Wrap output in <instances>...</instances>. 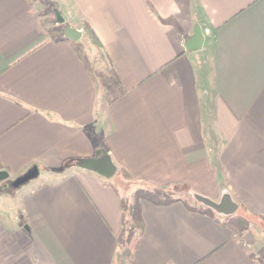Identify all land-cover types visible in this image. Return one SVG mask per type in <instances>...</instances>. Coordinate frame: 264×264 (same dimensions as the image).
Masks as SVG:
<instances>
[{"label":"crops","instance_id":"1","mask_svg":"<svg viewBox=\"0 0 264 264\" xmlns=\"http://www.w3.org/2000/svg\"><path fill=\"white\" fill-rule=\"evenodd\" d=\"M97 148L184 196L141 202L130 257L113 178L60 169ZM0 171V264H264V0H0Z\"/></svg>","mask_w":264,"mask_h":264},{"label":"trees","instance_id":"2","mask_svg":"<svg viewBox=\"0 0 264 264\" xmlns=\"http://www.w3.org/2000/svg\"><path fill=\"white\" fill-rule=\"evenodd\" d=\"M123 172V178L129 181L125 186V191H127L132 179L125 171ZM176 189L178 188H159L140 185L133 192L131 202H127L121 198L122 230L118 235V245L119 252L122 257L131 256L137 238L143 231L144 220L141 212V202L148 201L156 206H164L176 201H181V199L176 198L174 195ZM182 202L186 204L184 201ZM198 210L203 214L213 217V211L208 207H201ZM127 214L130 217L129 220L126 218ZM221 223L238 236H242V233L248 229L247 217L244 214L227 216L223 221H221Z\"/></svg>","mask_w":264,"mask_h":264},{"label":"water","instance_id":"3","mask_svg":"<svg viewBox=\"0 0 264 264\" xmlns=\"http://www.w3.org/2000/svg\"><path fill=\"white\" fill-rule=\"evenodd\" d=\"M64 35L66 38L76 41L80 37V32L74 28L66 27L64 28ZM202 43H203V35L201 33V29L199 28V26H195L191 37L187 39L184 43V49L188 52L195 51L201 48ZM73 167L88 172H92L97 176L107 180L111 179L117 171V168L115 164L112 162L108 153L101 148H97L92 157L66 160L65 162H63L60 169L62 171H65ZM34 174L35 171L29 172L25 177L19 180L18 184L26 182ZM6 177H7L6 172L0 171V181L5 179ZM196 198L204 206L220 214L230 215L236 209L235 205L229 204L227 198L219 203H215L201 196H196Z\"/></svg>","mask_w":264,"mask_h":264},{"label":"rangeland","instance_id":"4","mask_svg":"<svg viewBox=\"0 0 264 264\" xmlns=\"http://www.w3.org/2000/svg\"><path fill=\"white\" fill-rule=\"evenodd\" d=\"M90 53H91V50L89 51ZM93 54H95L94 53V51L92 52ZM96 59H99V57H98V54H97V52H96ZM98 61V60H97ZM97 61H95V63L97 62ZM96 67L98 68L97 69V73L100 75V74H102L103 73V68L100 66V63L98 64V62H97V65H96ZM99 70V71H98ZM107 90H109V88H107ZM123 170H119V171H117V173H115V175L112 177L113 179V184L116 186V187H118L123 193H122V199H124V200H126L127 202H131L132 201V194H133V192L135 191V189H134V187L133 186H131V184H134L133 183V181H130V185H129V187H128V190L127 191H125V186H126V184H127V182H129L128 180H126V179H124L123 178ZM108 180H110V179H108ZM139 186V185H138ZM126 192V193H125ZM174 195L177 197V196H180V197H184L183 195H182V193H179V192H174ZM189 200H190V202H191V204H193V205H195V206H198V207H204L198 200H197V198L196 197H194V199L193 198H189ZM213 212H214V210H213ZM214 214H216L215 212H214ZM126 218H127V220H129L130 219V217H129V215L127 214L126 215ZM242 234H244V232L242 233ZM120 253V252H119Z\"/></svg>","mask_w":264,"mask_h":264},{"label":"built area","instance_id":"5","mask_svg":"<svg viewBox=\"0 0 264 264\" xmlns=\"http://www.w3.org/2000/svg\"><path fill=\"white\" fill-rule=\"evenodd\" d=\"M238 239L240 240V243L244 248L252 250V245L249 239H247L246 237H241V238L239 237Z\"/></svg>","mask_w":264,"mask_h":264}]
</instances>
